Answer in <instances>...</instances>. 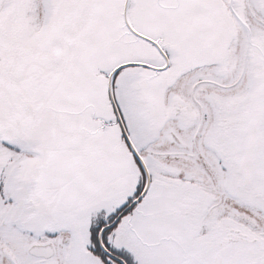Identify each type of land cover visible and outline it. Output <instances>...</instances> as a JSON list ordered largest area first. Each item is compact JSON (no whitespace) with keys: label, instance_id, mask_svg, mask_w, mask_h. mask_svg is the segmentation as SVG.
Returning a JSON list of instances; mask_svg holds the SVG:
<instances>
[{"label":"snow or ice","instance_id":"1","mask_svg":"<svg viewBox=\"0 0 264 264\" xmlns=\"http://www.w3.org/2000/svg\"><path fill=\"white\" fill-rule=\"evenodd\" d=\"M0 264H264V0H0Z\"/></svg>","mask_w":264,"mask_h":264}]
</instances>
